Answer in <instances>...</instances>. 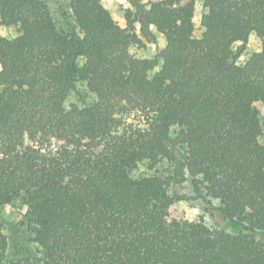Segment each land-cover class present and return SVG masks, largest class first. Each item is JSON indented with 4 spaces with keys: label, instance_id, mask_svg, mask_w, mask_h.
Listing matches in <instances>:
<instances>
[{
    "label": "trees",
    "instance_id": "1",
    "mask_svg": "<svg viewBox=\"0 0 264 264\" xmlns=\"http://www.w3.org/2000/svg\"><path fill=\"white\" fill-rule=\"evenodd\" d=\"M67 1L61 27L43 0H0L20 29L0 35V206L33 224L15 240L0 219V264H264V0H200V37L197 0H131L125 28ZM154 30L164 48L132 54ZM79 83L95 99L67 108ZM144 162L167 176L134 178ZM185 181L234 232L173 213Z\"/></svg>",
    "mask_w": 264,
    "mask_h": 264
},
{
    "label": "rangeland",
    "instance_id": "2",
    "mask_svg": "<svg viewBox=\"0 0 264 264\" xmlns=\"http://www.w3.org/2000/svg\"><path fill=\"white\" fill-rule=\"evenodd\" d=\"M45 1L53 15L54 20L58 26H64L65 23L61 16L63 11H68L67 0H43ZM143 3H148L149 0H141ZM106 7L111 12L113 18L119 23L120 26L125 28V15L126 12L132 9L131 0H104ZM203 3L200 0L196 1L195 5V37H200L203 33L201 26V17L205 12ZM154 33L157 37V44H145L144 46H134L131 48V53L138 58L152 59L155 57L158 50H161L165 46V40L155 30ZM0 35L7 39H13L20 35V29L18 26L5 27L0 26ZM235 51H241V55L238 59V64L243 65L253 54L261 50V41L255 33L251 34L246 44L236 42L233 45ZM1 69V67H0ZM157 70V69H156ZM95 97L91 94L84 83H79L77 88L70 93L67 98L66 106L69 108L75 104L79 107L90 105L94 101ZM263 119H264V106L261 103L256 104ZM148 162L142 163L134 172L133 177L136 179L147 176H167V168L164 165H158L155 168H150ZM178 190L188 197V200L178 202L174 208L173 213L181 218H186L190 221L204 220L206 224L214 229H221L227 232H234V229L228 221L224 220L222 216L214 209V207L205 204V202L194 194L193 186L190 181L183 182ZM216 207V204L213 203ZM28 207L24 201L20 200L11 205L0 206V219L5 221L8 230L6 233L11 239L17 240L20 235H26L31 232L33 224L28 217ZM20 233L18 235H15ZM28 236V235H26ZM11 242L13 240H10ZM31 248L36 251V246L30 244Z\"/></svg>",
    "mask_w": 264,
    "mask_h": 264
}]
</instances>
